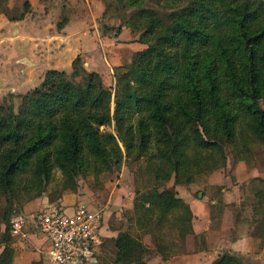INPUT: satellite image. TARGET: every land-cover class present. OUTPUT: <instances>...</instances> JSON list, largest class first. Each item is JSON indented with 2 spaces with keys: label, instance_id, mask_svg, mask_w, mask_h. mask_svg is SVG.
<instances>
[{
  "label": "trees",
  "instance_id": "obj_1",
  "mask_svg": "<svg viewBox=\"0 0 264 264\" xmlns=\"http://www.w3.org/2000/svg\"><path fill=\"white\" fill-rule=\"evenodd\" d=\"M125 1L136 10L117 30L107 24L109 34H101L117 35L128 27L131 34L140 32L135 41L146 47L114 67L112 93L76 56L69 72L45 71L16 112L0 105V200L5 204L0 205V264L11 262L8 217L23 196L33 199L55 184L57 193L48 201H58L64 191L76 189L78 176L118 169L122 152L145 157L160 185L171 177L173 185L184 186L201 171L225 164V143L242 141L232 155L237 160H245L237 153L244 152L247 137L264 146V0H156L168 10L163 17L139 7L138 0ZM107 9L103 3L101 17ZM109 125L111 131L101 129ZM133 196L139 224L141 217L156 215V224L173 214L180 250L184 236L192 233V213L173 186L134 190ZM110 240L113 264H145L147 248L127 232L117 231ZM210 264L243 263L223 251Z\"/></svg>",
  "mask_w": 264,
  "mask_h": 264
},
{
  "label": "rangeland",
  "instance_id": "obj_2",
  "mask_svg": "<svg viewBox=\"0 0 264 264\" xmlns=\"http://www.w3.org/2000/svg\"><path fill=\"white\" fill-rule=\"evenodd\" d=\"M53 2H57L56 7ZM51 3L49 9L52 11L50 12L51 17L45 23V29L59 30L68 22L69 18H79L77 20L80 21L75 20L76 23L71 27L72 33L76 36L83 35L82 30L85 29L86 25L81 23L84 21L91 24L92 27L93 24H96L99 35L109 34V30L104 32V27H107V24L111 23L112 26L110 27H113L111 30L115 31L118 28L117 26L124 24V20L128 18L129 14L136 10V7H129L125 0H54ZM103 3L108 7L105 15L100 16L99 19L92 18L93 15L95 17L99 5L103 8ZM1 5L6 7L5 0L2 1L0 7ZM138 6L154 9L162 17L168 11L165 7L158 6L156 0H138ZM19 7V10L6 7L7 10L5 11L0 8V31L4 32V35H7L8 32L5 26L8 25L6 24V18L17 15L18 11L26 12L29 10L28 7H23L22 2ZM29 19L22 21L21 26L25 31L29 29L26 32L28 35L35 37V28L32 27L33 30L30 31L31 20ZM58 23L61 24L60 28L56 27ZM132 35L137 41L140 40L139 31H134ZM0 38L6 39L2 36ZM1 47L0 40V49ZM144 47H146V44L139 43L140 50ZM16 49L17 42H10L7 39L1 52H7V54H10L9 57H2L0 52V105L5 108L11 107L13 112L17 111L21 97L37 87L44 75V73L42 76L39 75L38 68H32L29 70L31 73L28 74L32 79H28L27 83L21 86L14 83L17 77L14 73L20 72L19 63L21 62L15 51ZM22 60H25L24 62L29 60L32 64L33 55L30 54L29 58ZM32 70L38 71V74L33 73ZM113 88L114 84L110 86L111 93ZM112 109L113 97L111 96L110 111ZM101 129L111 131L112 127L109 125L101 127ZM247 140L244 152L237 153L241 155L239 157H243L245 160H237L232 156L233 152L242 143L241 140L236 139L233 143L223 145L222 153L225 156V164L222 167L209 173L201 171L194 177L195 180L192 181L190 186L192 187L191 192L195 197L199 193L200 199L202 198L201 200L205 204L211 218L209 233L205 234L203 232L198 236L193 235V233L192 235H189L191 233L186 234L180 250L181 235L173 223V214H164L162 221L156 224L154 222L156 215L149 220L141 217L142 224H139L136 220V215L140 216V214L132 207L134 190L136 192H146L153 188L183 186L173 185L171 177L162 185L156 182L146 168L148 162L145 157L136 159L131 155H127L126 152H122L118 169L112 168L97 177L92 176L91 173L78 176L76 178V189L74 191H64L63 193H76L79 200L86 205L89 204L91 209H102L105 238L102 249H100L97 256L96 264L102 262L113 264L114 253L110 237L115 236L117 231L127 232L147 248L143 257L145 264H182L183 261L190 259L193 253H197L199 256L204 252V255L210 253L215 256V252H218V255L223 251L237 255L243 264H264V231L258 230L261 229L259 226L262 223L264 225V146L254 137L251 139L247 137ZM199 151V153L205 152L208 154L207 151ZM190 154L191 151H188V155ZM209 179H212L213 183H209ZM55 191V184H50L38 197L29 200L28 197L23 196L24 198L18 203L12 201L13 208L8 217L7 225H9V220L13 215L21 214L25 219V232L40 234L38 215L41 209L47 202L59 205L58 201H48L51 195L57 193ZM35 200L44 201L37 207L30 206V203ZM0 205H5L3 200H0ZM219 219L221 220L218 221ZM2 231L3 225L0 224V238ZM9 237L11 245L22 238ZM243 238H247L248 243L247 240L242 241ZM229 243H232V248L229 247ZM200 249L203 251H198ZM174 252L176 253L173 254ZM158 253L168 255V257L162 259ZM207 259L206 257L198 260L205 263Z\"/></svg>",
  "mask_w": 264,
  "mask_h": 264
},
{
  "label": "crops",
  "instance_id": "obj_3",
  "mask_svg": "<svg viewBox=\"0 0 264 264\" xmlns=\"http://www.w3.org/2000/svg\"><path fill=\"white\" fill-rule=\"evenodd\" d=\"M24 1L28 2L29 10L24 12L23 17L19 20L9 21L6 19V24H8L5 25L8 30L7 35H4V32L0 31V37L6 38H0L2 50L7 39H9L10 42H17V49L15 51L19 59H21V62L19 63L20 72L14 73V75H17L14 83H18V86L24 85L27 83L28 79H32L28 75L31 73L29 70L32 68H38L40 76L49 69L69 72L71 62L76 56L80 58L82 67L85 71L97 73L105 86H111L114 82V67L128 63L133 53L140 50L139 43L135 41L133 35L125 27H121L117 35L101 36L98 33L96 24H93L92 27L91 24H87L84 21L81 23L86 25L85 29L83 28L82 30L83 35L76 36V34L72 33L71 27L76 23L75 20L79 18L73 19L72 17L69 18L68 22L59 30H46L45 23H47V20L51 17L50 12L52 11L49 9L52 4L51 2L54 0H5V5L12 10H19L20 3L22 2L23 5ZM53 4L56 7L57 2H53ZM96 11L95 17L93 15L92 18L99 19L103 14L101 5L98 6ZM18 12L20 13L21 11ZM32 13L34 14L32 15ZM28 19L31 20L29 25L30 31L33 30L32 27L35 28V37L28 35L26 32L29 29L25 31L21 26V22ZM30 54L33 55L32 64L29 60L27 62L22 60L29 58ZM9 55L10 54H7V52H1L2 57H9ZM32 72L38 74V71L32 70ZM209 183H213L212 179H209ZM191 184L192 182L187 186H176L174 190L177 196L188 205L192 213L190 225L193 235L198 236L203 232L207 234L209 233L211 218L208 215L203 200H201L202 198L200 199V194L197 193L196 197L193 196L191 192L192 187H190ZM43 201L44 200H35L30 203V206L37 207L39 204H42ZM79 203L91 209L89 204L86 205L79 200L76 193H63L58 200V204L68 210ZM220 220L221 219L218 221ZM25 226L20 235L11 236L22 238H19L17 243L11 245L13 254L10 264H47L49 249L47 239L42 233L25 232ZM192 233L189 235H192ZM241 240L245 242L247 238ZM246 242L248 243V240ZM232 243H229L230 248H232ZM1 249L2 247L0 246V251ZM198 251L203 250L200 249ZM217 253L218 252H215V256L210 253L204 255V252L202 255L199 254V256L197 253H193L191 255L192 257L187 261H183L182 264H210L215 259L214 257H216ZM206 257L208 259L205 263L198 260L199 258L204 259Z\"/></svg>",
  "mask_w": 264,
  "mask_h": 264
},
{
  "label": "built area",
  "instance_id": "obj_4",
  "mask_svg": "<svg viewBox=\"0 0 264 264\" xmlns=\"http://www.w3.org/2000/svg\"><path fill=\"white\" fill-rule=\"evenodd\" d=\"M102 209L76 204L71 209L47 203L38 215L40 232L49 243L47 264H94L104 242ZM25 226L21 214L9 220V233L18 236Z\"/></svg>",
  "mask_w": 264,
  "mask_h": 264
}]
</instances>
